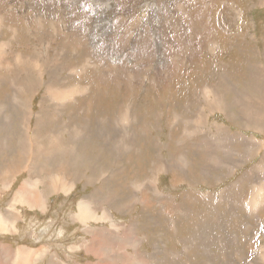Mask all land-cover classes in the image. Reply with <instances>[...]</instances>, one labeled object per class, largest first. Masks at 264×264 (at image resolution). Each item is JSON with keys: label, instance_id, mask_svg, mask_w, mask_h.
I'll return each instance as SVG.
<instances>
[{"label": "rangeland", "instance_id": "rangeland-1", "mask_svg": "<svg viewBox=\"0 0 264 264\" xmlns=\"http://www.w3.org/2000/svg\"><path fill=\"white\" fill-rule=\"evenodd\" d=\"M261 79L264 0H0V264H264Z\"/></svg>", "mask_w": 264, "mask_h": 264}, {"label": "bare ground", "instance_id": "bare-ground-1", "mask_svg": "<svg viewBox=\"0 0 264 264\" xmlns=\"http://www.w3.org/2000/svg\"><path fill=\"white\" fill-rule=\"evenodd\" d=\"M253 84V83H252ZM259 86H261V87H264V80L263 79H261V82H259ZM258 89V88H257ZM251 91V90H250ZM258 91H262V99L261 98H258L259 100L258 101H256V104L262 109V111H264V91H263V89L261 90L260 88L258 89ZM53 94H55V92H53ZM212 94V93H211ZM261 94V93H260ZM259 94V95H260ZM256 95V94H255ZM55 96V95H54ZM259 97V96H258ZM55 98V97H54ZM220 99V98H219ZM218 100V99H217ZM214 101H216V100H214ZM218 103V102H217ZM215 104V103H214ZM251 104V103H250ZM216 105V104H215ZM249 106V105H248ZM252 108L253 109H255V112H254V114H259V116H261V110L260 109H258L257 108V106H252ZM216 109V108H215ZM222 110V109H221ZM238 111V110H237ZM232 113V112H231ZM242 113V112H241ZM242 115V114H241ZM243 116V115H242ZM245 116H247L248 117V119L249 120H252V122L253 121H256V119L254 118V116L252 117L250 114H246ZM244 116V117H245ZM256 116V115H255ZM246 119V118H245ZM28 121V120H27ZM261 122V121H260ZM253 124V123H252ZM214 127V126H213ZM263 127V126H262ZM216 128V127H215ZM216 145V144H215ZM230 147V146H229ZM27 148L29 149V147H28V144H27V141H26V138L24 139V142H22L21 143V150L22 151H28L27 150ZM28 153V152H27ZM212 155V154H211ZM213 156V155H212ZM240 159V158H239ZM215 160V159H214ZM240 161V160H239ZM45 165V164H44ZM26 187V186H25ZM37 189V188H36ZM59 190V189H58ZM57 190V191H58ZM38 191V190H37ZM30 192V191H29ZM257 192L258 193H260L261 192V190H257ZM18 196H16L18 199H20V198H23L25 201H26V203H28V205L30 206V208H34V207H40V208H42L41 206H40V204H38L37 203V197L36 196H33V195H31L30 193H28L27 191H26V189H24V190H22V191H19L18 193ZM259 195V194H258ZM27 196V197H26ZM256 205H257V200H256ZM254 207H255V205H254ZM10 208H11V206H10ZM256 208V207H255ZM82 210V209H81ZM89 210V209H88ZM13 211H14V209H13ZM85 211H86V209H85ZM80 212V211H79ZM81 215H83V214H81ZM14 216L16 217L17 215H16V213H14ZM97 216V215H96ZM86 218V217H85ZM99 219V218H98ZM97 219V220H98ZM99 221V220H98ZM2 221H0V231H2V232H4V231H6L7 229L2 225V223H1ZM263 251H264V248L262 249ZM7 251H10V252H12L11 250H10V248H8V247H5V249H4V252L6 253ZM18 251V252H17ZM16 252H17V259H18V263H17V261H16V263L17 264H25L26 263V261L28 260V258L26 257L25 258V255H26V250L25 249H20V250H17ZM15 252V253H16ZM13 253V252H12ZM7 255V254H6ZM11 255V254H10ZM9 255V256H10ZM34 254H32V252L31 251H29V253H27V256L28 257H30V256H33ZM3 256V255H2ZM8 256V257H9ZM14 256H15V254H14ZM106 256V255H105ZM11 257H12V255H11ZM106 258V257H105ZM102 260V259H101ZM8 261V260H7ZM104 261V260H103ZM102 261V262H103ZM262 261L264 262V258L262 259ZM101 262V263H102Z\"/></svg>", "mask_w": 264, "mask_h": 264}, {"label": "crops", "instance_id": "crops-1", "mask_svg": "<svg viewBox=\"0 0 264 264\" xmlns=\"http://www.w3.org/2000/svg\"><path fill=\"white\" fill-rule=\"evenodd\" d=\"M26 138V141H27V144H28V147H29V150L31 149V147H33L32 145H33V143H32V136H30V137H25ZM31 138V139H30ZM261 193H262V190H261V192L260 193H258L257 192V195L256 194H254L253 196H254V202H253V205H256V200H257V198H258V194H259V196L261 195ZM257 202H258V200H257ZM8 248H10V250H12V248L10 247V246H7Z\"/></svg>", "mask_w": 264, "mask_h": 264}]
</instances>
